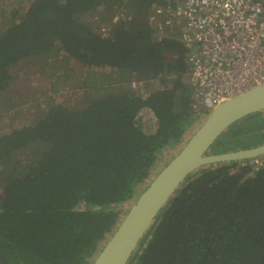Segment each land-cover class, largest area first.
I'll return each instance as SVG.
<instances>
[{
    "label": "trees",
    "instance_id": "1",
    "mask_svg": "<svg viewBox=\"0 0 264 264\" xmlns=\"http://www.w3.org/2000/svg\"><path fill=\"white\" fill-rule=\"evenodd\" d=\"M155 1L32 0L0 31V92L12 68L58 47L95 76L96 89L114 77L81 107L49 104L37 121L0 136L1 167L37 148L21 173L16 162L0 170V264H92L126 213L121 206L208 113L195 108L177 32L158 37L149 20ZM96 11L119 16L98 31L90 22ZM94 68L109 75L98 78ZM168 76L145 95L130 87ZM147 109L156 119L149 131L139 117ZM249 133L264 134V111L229 126L210 151L249 147L238 146ZM237 163L187 175L128 264H264V167L251 173Z\"/></svg>",
    "mask_w": 264,
    "mask_h": 264
},
{
    "label": "built area",
    "instance_id": "2",
    "mask_svg": "<svg viewBox=\"0 0 264 264\" xmlns=\"http://www.w3.org/2000/svg\"><path fill=\"white\" fill-rule=\"evenodd\" d=\"M149 20L158 37L177 32L201 112L264 81V0H157ZM240 167L259 171L264 154L238 160Z\"/></svg>",
    "mask_w": 264,
    "mask_h": 264
},
{
    "label": "rangeland",
    "instance_id": "3",
    "mask_svg": "<svg viewBox=\"0 0 264 264\" xmlns=\"http://www.w3.org/2000/svg\"><path fill=\"white\" fill-rule=\"evenodd\" d=\"M30 2L31 0H0V31H3L11 23V13L13 11L19 10L24 12ZM98 14L99 12L96 11L93 19L90 21L98 31L107 30L108 27H111V22H115V16H119L117 13L112 18L108 17L110 14ZM84 18L85 20H89L88 16ZM94 69L97 71L95 73H97L96 77L98 78H104L105 74L109 73L104 68ZM10 74L12 79L8 82L6 89L0 92V136L15 128L37 121L48 109L49 104L56 103L69 108L81 107L88 98L94 95L97 89L105 92L109 86L108 82L114 79V77L110 76L109 80L101 82L99 84L100 87L97 89L96 86L89 85V80L96 79L95 76L89 75L88 69L80 65L73 58L68 57L59 47L45 57L25 59L17 67L12 68ZM171 79V76H168L164 79L167 82L162 79L140 83L133 81L134 84L131 83L130 87L135 89L139 94L145 95L152 90L169 84ZM139 117L141 118L142 127L147 131L152 130L156 125L154 114L149 109L143 110ZM204 118L202 116L201 119L187 129L180 146L189 138L197 126L202 123ZM221 137L222 135L219 138ZM248 137V139L239 141L238 146L251 147L264 142V134L249 133ZM180 146L176 145V147L167 151L152 169V177L176 154ZM36 149V146H31L27 151L19 153L12 160L5 161L2 167V163H0V170L8 172L9 164L12 165L13 162H16V173H21L22 165L28 158L27 155ZM145 186L146 183L142 184V189ZM140 192H136L135 197ZM132 202L133 200L123 204L121 206L122 209L126 211Z\"/></svg>",
    "mask_w": 264,
    "mask_h": 264
},
{
    "label": "water",
    "instance_id": "4",
    "mask_svg": "<svg viewBox=\"0 0 264 264\" xmlns=\"http://www.w3.org/2000/svg\"><path fill=\"white\" fill-rule=\"evenodd\" d=\"M261 111H264V81L207 111L202 123L133 200L117 228L99 249L92 264H128L156 216L187 175L205 165L264 154V142L230 151H210L211 146L229 126Z\"/></svg>",
    "mask_w": 264,
    "mask_h": 264
},
{
    "label": "flooded vegetation",
    "instance_id": "5",
    "mask_svg": "<svg viewBox=\"0 0 264 264\" xmlns=\"http://www.w3.org/2000/svg\"><path fill=\"white\" fill-rule=\"evenodd\" d=\"M32 1V0H31Z\"/></svg>",
    "mask_w": 264,
    "mask_h": 264
}]
</instances>
